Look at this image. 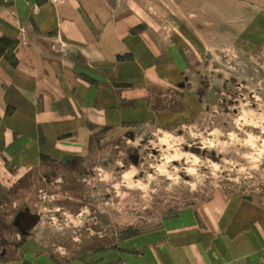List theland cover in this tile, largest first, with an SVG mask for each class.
Segmentation results:
<instances>
[{
    "label": "rangeland",
    "instance_id": "1",
    "mask_svg": "<svg viewBox=\"0 0 264 264\" xmlns=\"http://www.w3.org/2000/svg\"><path fill=\"white\" fill-rule=\"evenodd\" d=\"M129 5L145 7L162 57L180 37L184 70L174 81L154 74L141 92L147 115L99 129L88 155L29 169L0 158V264H201L193 228L166 230L169 220L191 209L203 222L216 199L264 207V0ZM0 40V54L12 56L13 41ZM102 47L111 60L120 48L109 32ZM22 212L38 223L24 229ZM206 215L208 257L241 256Z\"/></svg>",
    "mask_w": 264,
    "mask_h": 264
},
{
    "label": "crops",
    "instance_id": "2",
    "mask_svg": "<svg viewBox=\"0 0 264 264\" xmlns=\"http://www.w3.org/2000/svg\"><path fill=\"white\" fill-rule=\"evenodd\" d=\"M129 4L131 0H0V39L16 44L9 49L12 56L0 54V158L29 169L46 159L88 155L99 129L147 115L141 92L154 74L178 80L185 64L183 41L171 39L162 57L164 49L153 40L145 7L137 11ZM108 32L120 47L113 60L102 47ZM58 41L67 48H58ZM72 46L81 48V61L69 55ZM88 72H94L95 81L84 76ZM207 211L216 220L211 224L231 238L225 239L226 249L232 245L242 252L234 259L226 252L222 264L264 263V207L242 197L211 201L200 211L203 222L194 210H185L168 221L166 230L170 225L193 228L200 238L194 246L206 253L199 262L216 264L208 257V231L202 232L211 231L203 226Z\"/></svg>",
    "mask_w": 264,
    "mask_h": 264
},
{
    "label": "water",
    "instance_id": "3",
    "mask_svg": "<svg viewBox=\"0 0 264 264\" xmlns=\"http://www.w3.org/2000/svg\"><path fill=\"white\" fill-rule=\"evenodd\" d=\"M18 218L21 221L24 229L34 227L39 221L38 216L30 212H22Z\"/></svg>",
    "mask_w": 264,
    "mask_h": 264
},
{
    "label": "trees",
    "instance_id": "4",
    "mask_svg": "<svg viewBox=\"0 0 264 264\" xmlns=\"http://www.w3.org/2000/svg\"><path fill=\"white\" fill-rule=\"evenodd\" d=\"M2 40H0V42H1ZM16 44L13 42L12 44H11V48H13L14 46H15Z\"/></svg>",
    "mask_w": 264,
    "mask_h": 264
},
{
    "label": "built area",
    "instance_id": "5",
    "mask_svg": "<svg viewBox=\"0 0 264 264\" xmlns=\"http://www.w3.org/2000/svg\"><path fill=\"white\" fill-rule=\"evenodd\" d=\"M55 1H60V0H55Z\"/></svg>",
    "mask_w": 264,
    "mask_h": 264
}]
</instances>
